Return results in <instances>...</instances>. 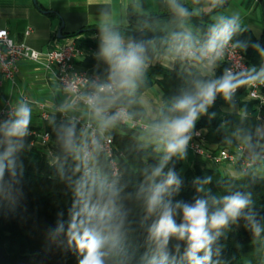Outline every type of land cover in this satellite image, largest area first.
I'll use <instances>...</instances> for the list:
<instances>
[{"label": "trees", "instance_id": "16d2710c", "mask_svg": "<svg viewBox=\"0 0 264 264\" xmlns=\"http://www.w3.org/2000/svg\"><path fill=\"white\" fill-rule=\"evenodd\" d=\"M189 16L179 17L166 0L159 13L144 14L128 11L126 26H111L122 38L142 44L149 60L168 54V43L173 33L190 31L194 41H203L212 26L211 13H196L188 4ZM84 56L76 61L83 70L99 74L108 80L109 67L99 55L100 27L91 25L71 33ZM243 54L249 71L264 67V56L255 45L264 49V32L256 36L253 30L240 25L230 41ZM98 66L99 68H95ZM223 63L214 73L206 75L198 68H187L176 60L172 68L150 64L131 96H120L111 105L125 106L135 117H143L141 95L153 85L161 92V108L155 122L170 115L175 99L194 90L197 80H213L225 72ZM264 118V106L248 98L244 85L238 87L230 99L217 95L214 103L195 123L205 130L207 146L231 149L245 145L253 155L264 154V137L258 133ZM50 135L49 156L31 138L10 137L0 131V264H79L82 255L76 247L69 224L73 218L83 219L95 207L106 212L109 228L105 231L104 264H152L159 258L156 243L150 238L149 228L156 220L145 208L147 175L158 165L161 153L156 145L140 138V132L125 126L113 133V147L118 157L119 177L112 188H107L109 168L98 155L90 172L74 147L79 142L80 126L69 120L51 116L43 127ZM73 130L72 144H66V133ZM195 156L187 169L182 170L183 158L173 157L165 167L173 168L182 180L174 201L193 202L195 198L210 196L216 199L240 192L250 194L251 203L245 215L264 227V176L256 168L241 171L237 177L220 169V164L207 163ZM203 159V160H202ZM206 178L211 182L202 184ZM202 187L203 191H197ZM218 206V205H217ZM180 222V217H177ZM185 242L171 238L167 246V264H186L183 259ZM219 253L216 254V249ZM213 264H264V231L256 237L242 216L224 230L213 246Z\"/></svg>", "mask_w": 264, "mask_h": 264}, {"label": "clouds", "instance_id": "9594fccd", "mask_svg": "<svg viewBox=\"0 0 264 264\" xmlns=\"http://www.w3.org/2000/svg\"><path fill=\"white\" fill-rule=\"evenodd\" d=\"M199 0H194L198 3ZM224 0H211L212 6L222 5ZM172 10L181 18L189 16L188 10L172 0ZM192 14H195V10ZM99 55L109 67L107 82L99 85L98 92L87 97V104L101 129H107L122 118L121 112L107 115V109L120 96L134 94L138 83L142 80L149 58L142 44L127 43L111 26L102 24ZM240 31V16L238 13L225 16L219 15L209 28L207 37L200 43L194 41L190 31L173 33L168 43V54L174 58L189 60L198 65L213 67L222 58L225 48L233 36ZM254 47L264 56V49L259 45ZM264 82V67L259 72L255 68L245 78L234 75L231 70H225L218 79L197 80L194 90L185 92L173 102L170 115L164 116L158 122L146 126L148 139L156 145V151L161 158L147 175L149 181L145 208L149 216L156 220L149 228L150 238L156 243L159 258H153L152 264H167V246L171 238L185 242L183 259L186 264H213V246L224 230L230 224L236 223L242 216L251 227V231L259 237L264 231L253 217L245 215L244 210L251 203L250 194L240 192L224 195L219 199L202 196L193 202L174 201L182 180L173 168L165 167L173 157L183 158L191 139L190 133L198 118L207 113L217 95L230 99L235 90L246 83ZM14 119L5 122L4 130L7 136L23 137L27 134L31 120V109L20 103L14 112ZM131 118V117H129ZM73 130L66 133V144H72ZM3 169L0 168V175ZM211 182L206 178L202 184ZM197 191H203L202 187ZM218 205V206H217ZM106 212L95 207L88 210L83 219L73 218L69 224L76 247L82 259L79 264H104L106 244L105 231L109 224ZM180 217V222H177ZM219 249H216V254Z\"/></svg>", "mask_w": 264, "mask_h": 264}, {"label": "built area", "instance_id": "2783aa9c", "mask_svg": "<svg viewBox=\"0 0 264 264\" xmlns=\"http://www.w3.org/2000/svg\"><path fill=\"white\" fill-rule=\"evenodd\" d=\"M83 56L84 51L76 46L74 39H68L62 46L49 48L46 51H38L25 43L16 42L7 29L0 27V76L2 79L13 83L18 72V64L21 61L41 64L49 71L60 89L71 97V103L84 106L86 117L69 116L60 106H55L51 110L43 103H29L26 97H23V103L30 109L36 107L40 120L47 121L55 114L61 120H69L72 123L79 124V141L81 145L79 156L84 162L85 171L90 172L96 164V157L101 155L109 168L110 178L109 182L106 183V187L112 188L119 177L117 161L122 154H116L112 136L106 134L92 121L94 115L87 104V97L96 94L99 85L107 82V80L88 70L76 69V61ZM180 60L183 64L194 63L189 60ZM219 63H223L226 67L225 70H231L234 75H238L240 78H245L250 73L245 57L232 42L225 48L222 58L217 61L216 65L210 67L211 73H214L215 67ZM244 86L248 90V98L256 101L258 109L262 108L264 106V82L255 81L246 83ZM17 107L12 103L0 106V131H5L3 127L5 122L15 118L14 112ZM118 111L123 115L114 125L146 132L147 124L143 122L141 117H135L125 106L114 107L111 105L108 107L106 114L113 115ZM26 136L31 138V145L45 147L48 149V155L53 156L49 148L50 135L46 130H37L32 126H28ZM190 137L187 150H191L195 156L203 158L207 162L214 164L226 163L238 167L241 171L257 168L264 164V154L253 155L245 145H238L231 149L208 147L203 128H193Z\"/></svg>", "mask_w": 264, "mask_h": 264}, {"label": "crops", "instance_id": "0c3cea01", "mask_svg": "<svg viewBox=\"0 0 264 264\" xmlns=\"http://www.w3.org/2000/svg\"><path fill=\"white\" fill-rule=\"evenodd\" d=\"M165 1L166 0H0V27L7 29L10 36L16 42L25 43L32 49L38 51H46L49 48L64 45L65 41H60V39H72L67 36L91 25L100 28L102 24L109 26H126L128 24L129 9L144 14L159 13L163 9ZM179 1L191 6L196 13H211L212 20H215L219 15L230 16L238 13L240 21L255 23L258 19L256 15L257 8H261L264 14V0H224L222 5L215 7L212 6L211 0H199L198 3H194V0ZM61 25H63L61 29L63 37L57 38L56 34ZM245 27L250 28L248 26ZM250 29L252 30V28ZM261 32H264V27ZM123 40L125 44L132 43V41L127 38H123ZM162 57L165 58L166 56L158 57V59ZM170 68L172 67L170 66ZM41 73L53 77V75L41 64L37 65L36 63L21 61L18 64V72L13 83L2 79L0 76V106L6 103H12L18 106L20 103H23V97H26L29 103H38L37 95L40 91L34 92L32 87H34L35 84H39L38 81L40 80L38 79H40L39 76ZM46 81H43L41 84L46 86L47 84L51 85L50 82ZM26 82V92H22L20 89L24 87ZM47 94L49 95L48 97H51L56 102L52 105L47 104L51 110L55 106H60L62 109L63 106H72V110L66 112L67 115L86 117L84 110L79 109L77 105L71 103V97L69 95L67 98H63L61 104V101L58 102L59 98L55 96L53 90L48 91ZM52 116L57 117L55 114ZM37 119H39L38 110L36 107H32L29 126H39L36 122ZM95 125L99 127L98 122ZM102 130L104 131V129ZM258 133L260 136L264 137V118L261 120ZM219 166L223 172L231 176L237 177L241 174V170L236 166L226 163H222ZM256 170L259 175L264 176V164L257 167Z\"/></svg>", "mask_w": 264, "mask_h": 264}, {"label": "rangeland", "instance_id": "374dc122", "mask_svg": "<svg viewBox=\"0 0 264 264\" xmlns=\"http://www.w3.org/2000/svg\"><path fill=\"white\" fill-rule=\"evenodd\" d=\"M257 21H255V23H249L247 21H240V24L241 25H244V26H248L250 28H252L253 32L255 33L256 36H259L263 27H264V21H263V18H264V14H263V10L261 8H257ZM215 23V20H213L212 24ZM254 24V25H253ZM128 39V38H127ZM68 39L66 38H63V39H60V41H65L64 43H66ZM130 40V39H129ZM173 58V59H172ZM176 60H179L180 62H182L179 58H174L172 56H166L165 58H153L152 60H149V63L150 64H154V65H159V66H162V67H165V68H170L173 67L174 65V62ZM29 62V61H27ZM30 63H34V62H30ZM38 65V64H37ZM187 68H190V67H194V68H198L200 69L201 72H203L204 74L206 75H211V68L210 67H207V66H203V65H198V64H184ZM96 69L99 68L98 66H94ZM76 69L78 70H82L81 67L79 66H76ZM85 70H88V69H85ZM40 81H38L39 84H35L34 87H32V90L34 92H39L40 93L37 95V99H38V103H43V104H48V105H52V104H55V100H53L51 97H48L49 95L47 94L48 91H54L55 93V96L59 98L58 102H60L62 104L63 102V98H67V94L62 91L59 87V85L57 84V82L54 81L53 77L51 75H45L44 73H41L40 76H39ZM47 80V81H46ZM43 81H46V82H50L51 85L47 84L46 85H43L41 84ZM26 84L27 82L24 84V87H22L20 90L22 92H26ZM37 103V102H36ZM140 103H141V106L143 108V111H144V115L142 118L143 122L145 124H150V123H153L157 120L158 116H159V111H160V108H161V92H160V89L158 87V85H153L150 89H148L147 91H145L141 97H140ZM79 109L81 110H84L85 111V108L84 106L81 104L77 105ZM72 106H63V110L65 112H69L71 109ZM83 107V108H82ZM86 113V111H85ZM92 121L96 124L97 123V120L96 118L92 117ZM36 122L38 123V125L40 127H43L44 124H45V121L43 120H40V119H37ZM120 131V127L116 126V125H111L110 127H108L107 129H104V132L108 135H112L113 133H117ZM140 138L146 142H149V143H152L149 139H148V135H147V132H144V131H141L140 132ZM154 144V143H153ZM39 146V145H38ZM43 151H48V149H46L45 147H42V146H39ZM74 150L76 152L77 155H80V152H81V145H80V141L75 145L74 147ZM52 152V151H51ZM53 154V153H51ZM195 157L194 153L191 151V150H187L186 149V155L184 156V159H183V167H182V170L184 169H187L189 166H190V162L191 160H193V158Z\"/></svg>", "mask_w": 264, "mask_h": 264}, {"label": "water", "instance_id": "95a60500", "mask_svg": "<svg viewBox=\"0 0 264 264\" xmlns=\"http://www.w3.org/2000/svg\"><path fill=\"white\" fill-rule=\"evenodd\" d=\"M62 26H63V25H61V27H60V28L58 29V31H57V34H56V37H57V38H62V37H63L62 34H61Z\"/></svg>", "mask_w": 264, "mask_h": 264}]
</instances>
